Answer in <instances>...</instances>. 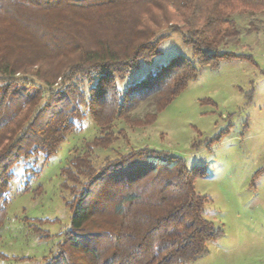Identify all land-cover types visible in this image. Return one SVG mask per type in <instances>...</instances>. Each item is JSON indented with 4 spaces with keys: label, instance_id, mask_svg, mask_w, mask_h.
Listing matches in <instances>:
<instances>
[{
    "label": "trees",
    "instance_id": "16d2710c",
    "mask_svg": "<svg viewBox=\"0 0 264 264\" xmlns=\"http://www.w3.org/2000/svg\"><path fill=\"white\" fill-rule=\"evenodd\" d=\"M248 12L264 13V0H0V226L13 167L54 155L88 113L100 135L62 171L71 227L46 264H189L208 254L224 230L205 216L197 168L149 147L97 168L90 151L113 144L118 122L153 125L202 67L242 59L222 49L239 43L232 17ZM166 31L182 32L195 62L176 56L122 92L116 81L151 64Z\"/></svg>",
    "mask_w": 264,
    "mask_h": 264
},
{
    "label": "rangeland",
    "instance_id": "374dc122",
    "mask_svg": "<svg viewBox=\"0 0 264 264\" xmlns=\"http://www.w3.org/2000/svg\"><path fill=\"white\" fill-rule=\"evenodd\" d=\"M232 19L239 43L222 51L242 59L224 61L217 69L202 67L199 77L153 125L135 129L118 122L113 144L90 151L97 168L149 147L198 169L195 189L207 199L205 216L224 230V236L189 264H264V13L236 14ZM164 34L168 37L151 64L141 62L125 80L116 81L122 92L176 56L195 62L182 32ZM148 110L143 105L135 115L142 117ZM99 135L87 113L54 155L38 154L13 167L6 218L0 226V264H46L57 252L71 227L68 203L74 201L63 187L62 171Z\"/></svg>",
    "mask_w": 264,
    "mask_h": 264
}]
</instances>
